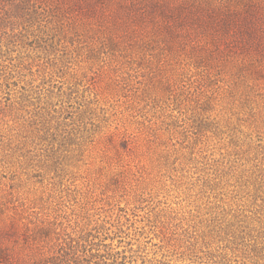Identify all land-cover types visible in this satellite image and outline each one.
Listing matches in <instances>:
<instances>
[{
  "label": "rangeland",
  "instance_id": "obj_1",
  "mask_svg": "<svg viewBox=\"0 0 264 264\" xmlns=\"http://www.w3.org/2000/svg\"><path fill=\"white\" fill-rule=\"evenodd\" d=\"M0 264H264V0H0Z\"/></svg>",
  "mask_w": 264,
  "mask_h": 264
}]
</instances>
